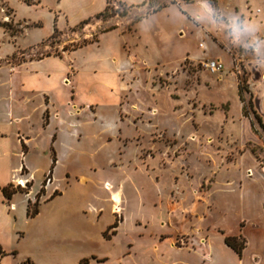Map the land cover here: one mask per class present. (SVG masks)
Masks as SVG:
<instances>
[{
    "label": "rangeland",
    "instance_id": "374dc122",
    "mask_svg": "<svg viewBox=\"0 0 264 264\" xmlns=\"http://www.w3.org/2000/svg\"><path fill=\"white\" fill-rule=\"evenodd\" d=\"M108 2L84 26L0 56L15 191L0 200L3 249L13 264H198L208 249L236 264L222 235L241 186L264 177V0ZM0 25L24 35L6 4ZM260 184L247 189L253 209ZM108 185L122 192L115 213Z\"/></svg>",
    "mask_w": 264,
    "mask_h": 264
},
{
    "label": "crops",
    "instance_id": "0c3cea01",
    "mask_svg": "<svg viewBox=\"0 0 264 264\" xmlns=\"http://www.w3.org/2000/svg\"><path fill=\"white\" fill-rule=\"evenodd\" d=\"M116 1L122 4L138 6L146 0ZM2 4L8 6L12 12V18L17 24L22 23L25 25L24 35L22 36H13L5 27L0 25V56H7L16 52L18 49L35 46L52 38L55 34L77 28L86 20L96 18L97 15L103 13L107 9L109 2L108 0H0V10ZM113 32L114 31H110L106 34L109 35ZM49 59L56 60L57 58ZM58 60L60 59H57L56 61ZM61 69L62 71L59 77L63 80L68 72V66H62ZM50 79L51 76H48V82ZM23 88L25 91L30 90L39 94L48 95L50 93L49 83L48 86L43 89L39 87L28 88L27 84L23 81ZM10 146V140H0V187H2V189L12 178L13 169L10 167V149L12 147ZM3 167H5L6 170H4ZM254 180L259 184L261 183V187L264 188V177L262 176H255V178L248 179L244 182L239 189L240 195L243 197L242 199H244L242 200L243 206L241 208V213L232 223L231 227H226L228 232L222 235L226 250L231 252L237 259L236 264H264V201L262 200L260 202L257 209H253L251 207L252 204H250L251 197L246 199L249 183ZM116 191H120L122 195L121 190ZM2 198H4V194L1 192L0 200ZM111 205L112 211L115 213L112 202ZM6 208L7 207L4 206L2 207L4 211H7ZM8 215L11 217L9 213ZM63 235L68 237V231ZM227 237H237L238 239L240 237L243 238L244 249L242 250L241 255L226 244L225 239ZM0 245L2 248L4 247V249L6 248L1 234ZM193 253H189V255ZM205 254L204 259L198 264H219L211 249H208ZM12 261V257L10 256L0 257V264H13ZM158 261H164V259L158 258ZM170 262V264H182L184 261L179 259L176 263H174V261L172 262V260H170ZM184 263L186 264V262Z\"/></svg>",
    "mask_w": 264,
    "mask_h": 264
},
{
    "label": "trees",
    "instance_id": "16d2710c",
    "mask_svg": "<svg viewBox=\"0 0 264 264\" xmlns=\"http://www.w3.org/2000/svg\"><path fill=\"white\" fill-rule=\"evenodd\" d=\"M145 3H146V2H145ZM145 3H143V5H144ZM164 7H165V6H159L158 8L152 10V12L147 13V15L157 13V12H159L161 9H163ZM108 8H109V5H108L107 9H106L103 13L97 15L96 18H100V17L104 16V15L106 14ZM89 21H91V19L86 20V21L83 22L80 26H84V25L88 24ZM9 186H11V185H9ZM8 188H9V187H4V188L2 189V192H3V194H4V196H5V198H6L7 200H11V199H12V196L15 194V191H13V192H11V193H8ZM41 193H43V190L40 192V194L37 195V202L35 203V205L38 204V201H39V199L41 198ZM53 197H54V196H53ZM38 215H39V210H38L37 208H36L33 212H31L30 210H28V212H27V217H28L29 219H34V218H36ZM238 240H239V239H238L237 237H227V238L225 239V242H226V244H227L229 247H231L234 251H236L239 255H241L242 250L244 249V243H242V244H238ZM7 255H8V254L5 252V250H4V249L2 248V246L0 245V256H1V257H6ZM85 262L87 263V261H85Z\"/></svg>",
    "mask_w": 264,
    "mask_h": 264
},
{
    "label": "bare ground",
    "instance_id": "6f19581e",
    "mask_svg": "<svg viewBox=\"0 0 264 264\" xmlns=\"http://www.w3.org/2000/svg\"><path fill=\"white\" fill-rule=\"evenodd\" d=\"M20 184H24L25 182L23 180H19L18 181ZM111 194H112V202H113V205H114V208L117 211L121 210V205L123 203V199H122V195L120 192H112L111 190V186L108 185V188H107Z\"/></svg>",
    "mask_w": 264,
    "mask_h": 264
},
{
    "label": "built area",
    "instance_id": "2783aa9c",
    "mask_svg": "<svg viewBox=\"0 0 264 264\" xmlns=\"http://www.w3.org/2000/svg\"><path fill=\"white\" fill-rule=\"evenodd\" d=\"M205 67L214 73H219L224 70V65L220 61L211 60L205 64Z\"/></svg>",
    "mask_w": 264,
    "mask_h": 264
}]
</instances>
